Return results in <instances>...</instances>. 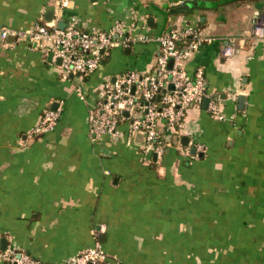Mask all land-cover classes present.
<instances>
[{
  "label": "crops",
  "instance_id": "0c3cea01",
  "mask_svg": "<svg viewBox=\"0 0 264 264\" xmlns=\"http://www.w3.org/2000/svg\"><path fill=\"white\" fill-rule=\"evenodd\" d=\"M59 1L0 0V30L31 29L50 10L51 22L76 17L84 29L141 23L152 39L199 25L213 39L185 68H203L207 97L233 119H213L203 103L190 108L188 133L160 157L142 153L130 119L94 139L102 85L128 69L153 73L158 43L115 47L91 75L64 79L51 51L0 37V240L42 264L97 241L118 264H264V38L252 34L264 25V0H69L62 10ZM229 36L241 38L233 57L223 53ZM58 106L56 127L32 136Z\"/></svg>",
  "mask_w": 264,
  "mask_h": 264
},
{
  "label": "built area",
  "instance_id": "2783aa9c",
  "mask_svg": "<svg viewBox=\"0 0 264 264\" xmlns=\"http://www.w3.org/2000/svg\"><path fill=\"white\" fill-rule=\"evenodd\" d=\"M69 0L58 2V8L67 7ZM145 25L115 20L109 30L98 27L84 29L76 17H71L61 28L56 21H48L27 30L3 27L0 37L6 40L24 38L31 45L51 51L55 59H60L61 75L68 79L72 75L89 76L102 64L115 47H130L135 43H147L154 40L159 45L156 68L153 73H145L128 69L119 73L113 81L102 85V93L91 109L89 132L94 139L104 134H116L119 123L130 119L129 133H142L144 144L142 153L162 156L172 145L176 135L180 140L188 133L187 113L192 107L201 106L207 97V81L203 68L199 67L192 75L185 68V62L200 47L213 38L196 24H186L174 28L153 39L141 31ZM134 30L137 31L134 33ZM252 34L256 38H264V25L255 23ZM241 38L227 37L223 53L233 57ZM173 59L172 66L169 65ZM173 89H169L170 85ZM79 96L84 95L78 89ZM159 96V99H158ZM219 97H210L208 112L213 119L219 121L232 120L222 108ZM125 112L128 115H125ZM62 107L47 109L41 122L31 130L32 136H41L52 131L58 124ZM161 121L165 125H161ZM203 152L204 146L198 145ZM100 230H105L100 226ZM0 261L5 264H42L26 251H16L8 246L5 252L0 251ZM60 264H118L109 261L108 254L99 241L86 248L76 256L62 261Z\"/></svg>",
  "mask_w": 264,
  "mask_h": 264
},
{
  "label": "water",
  "instance_id": "95a60500",
  "mask_svg": "<svg viewBox=\"0 0 264 264\" xmlns=\"http://www.w3.org/2000/svg\"><path fill=\"white\" fill-rule=\"evenodd\" d=\"M185 8H187V5L176 8V11H177V10H181V9H185ZM53 14H54L53 11L50 10L49 13H48L47 16H46V20H47V21H52V20H53ZM65 25H66V23H65L64 21H62V22L59 23V26H60L61 28H63ZM12 39H13V37H12ZM51 55H53V53H51ZM58 60H59V62H61L60 59H58ZM172 64H173V59H170L169 65L172 66ZM173 88H174V86L171 84V85L169 86V89H173ZM158 99H159V96H158ZM244 99H245V97H244L243 95H241V96H240V106H241V107H242V104H243V102H244ZM209 101H210L209 97H205V98H204V101H203V106H204V108H208ZM53 109H55V108H53ZM125 115H128V113L125 112ZM183 141H184L185 143H187V142H188V138H187V137L183 138ZM195 152H196V148L193 147V148L191 149V153L195 154ZM7 246H8V238H7L6 236H4V237H2L1 240H0V250H1L2 252H5L6 249H7Z\"/></svg>",
  "mask_w": 264,
  "mask_h": 264
},
{
  "label": "trees",
  "instance_id": "16d2710c",
  "mask_svg": "<svg viewBox=\"0 0 264 264\" xmlns=\"http://www.w3.org/2000/svg\"><path fill=\"white\" fill-rule=\"evenodd\" d=\"M186 10H187V9H181V10H177L176 12H180V11H184V12H185ZM85 77H87V76H85ZM175 140H178L177 137H176V135L173 137V139H172V141H171L172 144H174Z\"/></svg>",
  "mask_w": 264,
  "mask_h": 264
},
{
  "label": "rangeland",
  "instance_id": "374dc122",
  "mask_svg": "<svg viewBox=\"0 0 264 264\" xmlns=\"http://www.w3.org/2000/svg\"><path fill=\"white\" fill-rule=\"evenodd\" d=\"M79 77V76H78Z\"/></svg>",
  "mask_w": 264,
  "mask_h": 264
}]
</instances>
